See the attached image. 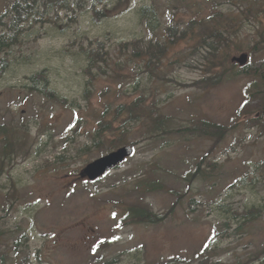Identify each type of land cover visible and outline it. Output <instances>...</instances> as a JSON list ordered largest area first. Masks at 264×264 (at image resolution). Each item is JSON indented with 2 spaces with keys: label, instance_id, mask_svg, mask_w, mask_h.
Here are the masks:
<instances>
[{
  "label": "rangeland",
  "instance_id": "1",
  "mask_svg": "<svg viewBox=\"0 0 264 264\" xmlns=\"http://www.w3.org/2000/svg\"><path fill=\"white\" fill-rule=\"evenodd\" d=\"M85 1V10L72 2L47 5L40 12L49 23L26 26L25 39L1 56L10 63L0 76V131L10 122L22 125L33 156L26 160V149L15 154L0 178V244H10L8 262H19L20 255L28 264H262L264 128H248L240 107L249 95L264 99V77L246 74L264 61V15L244 16L237 0H157L173 9L149 29L140 11L153 0ZM94 1L108 14L100 22ZM5 4L0 0V11ZM215 4H221L216 11L241 16L242 25L214 63L198 41L200 25L159 60L134 57L132 46L122 47L141 40L146 53L150 43L156 48L164 42L166 26L188 29ZM90 49L99 52L94 66L84 53ZM243 54L248 69L232 62ZM40 73L46 79L31 80ZM207 75L218 76V83L194 84ZM45 87L65 102L30 90ZM139 100L142 109L166 120L164 128L149 135L151 125L125 124L126 116L114 122L117 109ZM102 122L107 127L99 134ZM217 126L225 128L222 142L194 131L216 132ZM40 131H46L40 137L46 144L36 138ZM124 131L137 144L128 162L96 184H72ZM69 150L74 153H64ZM147 185L155 189L146 192ZM123 200L158 218L129 219L123 227ZM245 210L256 217L248 221Z\"/></svg>",
  "mask_w": 264,
  "mask_h": 264
},
{
  "label": "trees",
  "instance_id": "2",
  "mask_svg": "<svg viewBox=\"0 0 264 264\" xmlns=\"http://www.w3.org/2000/svg\"><path fill=\"white\" fill-rule=\"evenodd\" d=\"M98 2H101V0H96ZM94 1L92 10L95 14V20L97 22H100L102 20V15H108L107 11L105 13V9L99 10L97 8V3ZM208 2H211L212 0H207ZM70 2L73 4H77L76 7L80 9H86V1L85 0H6L5 8L4 10L0 11V27L3 29L0 30V76L3 75L5 69L10 63V59L6 56L1 57L6 51L5 48L17 45L24 39L22 37L25 36L24 28L26 26H31L34 28H37V26H40V24L45 25L48 22L42 14L41 9L46 11L47 5H57L60 8L64 7H71ZM240 6L239 9L242 12V14L246 17H251L253 20L258 19V15L263 14L264 15V0H237V2ZM244 3L246 5L244 7H241ZM170 5V4H168ZM221 4H215L214 9L212 12L202 18L200 21L195 22L191 21L192 26L188 29H183V25H174V26H167L165 27V36H164V42L161 40H158V46L156 48H153L152 44L150 43L147 46L146 53L141 51V40H134L130 44L123 43L122 47L126 48L132 46L134 50V55H149L152 60H159V58L165 56V54L168 51L169 46L175 45L179 40H182L184 37H186L188 34L195 35L197 31L195 30V25H200L201 29L198 34V41L201 45V48H204L207 51V60L212 63H214V59L216 57V54L225 47L229 46L231 37L235 35L242 25L241 16H235V13H224L223 10L216 11L218 7H220ZM260 8V12H256L257 8ZM173 7L168 6L166 9L158 3L157 0H153L152 4L150 6H144L141 8V17L143 20L147 21L149 29L158 28L161 24V17L163 15V12L165 10L171 11ZM42 16L41 19L38 17ZM34 18V19H33ZM39 19V20H38ZM4 20V21H3ZM29 20V21H28ZM35 21V22H34ZM9 25V29H7V26ZM6 28V29H5ZM28 37V36H26ZM263 39H261L260 44L264 43V35H261ZM162 42V43H160ZM218 51V52H217ZM84 53L88 57L89 64L91 63L92 66L96 64L98 61L96 59L97 55H99V52L96 49H90V50H84ZM217 65L213 64V67H216ZM248 69V68H246ZM245 69V71H246ZM208 72V71H207ZM45 73V72H43ZM40 73L37 75H34L31 80L37 81L38 79H46L44 74ZM257 75V76H263L264 77V61L259 62L256 67H254L251 71L246 72V74ZM209 81H212L213 84H217L219 81L218 76H209L207 75L203 80L199 81L197 85L201 88H207L209 86ZM32 92H37L43 96H46L48 98L54 97V99H57L61 102H64V99H58L57 96L47 89L46 87L43 89H30ZM264 93V91H263ZM144 100H139L136 102H133L131 105L127 106H121L116 111V115L114 116V122L120 118H123V116H126V118H123V122L129 123L132 121H140L142 125H144L147 129H149L150 125L152 126V130L148 132L149 135H152L157 130H160V128L165 127V119H160L159 115L154 116L153 112L148 113L145 109H142L138 103L143 102ZM241 115L247 116L246 126L251 128L256 126L264 128V117H263V111H264V99H261L259 97H256L255 99L252 97H249L240 107ZM255 112L259 114V116L255 117ZM155 117V119H154ZM102 120L104 119V116H101ZM157 121V122H154ZM5 125V124H4ZM3 125V126H4ZM104 125L107 126L106 123L101 124L100 133L101 130L104 128ZM154 125V126H153ZM208 125V124H207ZM218 131L209 130L196 127L194 129L195 132H197L198 135L203 136L204 134L208 135L210 133H213L214 136L224 137L225 134L223 130L225 129L223 126H217L216 127ZM118 131V130H117ZM192 131V129H191ZM181 130H166L164 131V134H171V133H180ZM21 133V128L19 127V124H15L13 122H10L6 124L4 127H2L0 131V136L3 137V139H0V171H2L6 167L7 159H13L15 158L18 153V150H22V143L18 140V135ZM123 135H117L120 136L116 140L112 141V146L109 149V152L120 147L123 145H137L136 143L129 142L127 139L128 132L124 131L122 133ZM147 134V135H148ZM224 134V135H223ZM152 137V136H151ZM222 137V138H223ZM144 175V172H142L137 179L140 180V178ZM142 182V181H141ZM150 186L147 185V189L149 191H153V189L149 188ZM161 187L158 186L156 189H159ZM155 189V188H154ZM134 222L137 220L145 219V216L147 214L150 215V221L154 222L158 216L154 217V214L148 213L145 210H140L139 208L132 209ZM255 213V211L253 212ZM248 218V221L255 218L256 216L252 214H245ZM152 219V220H151ZM261 255H264V251ZM258 258V257H256ZM259 259V258H258ZM253 261V259L251 260ZM264 264V261H262ZM247 264V263H246Z\"/></svg>",
  "mask_w": 264,
  "mask_h": 264
},
{
  "label": "water",
  "instance_id": "3",
  "mask_svg": "<svg viewBox=\"0 0 264 264\" xmlns=\"http://www.w3.org/2000/svg\"><path fill=\"white\" fill-rule=\"evenodd\" d=\"M234 61L238 62L241 65H244L247 61V57L243 56L241 58L234 59ZM132 153V146L120 148L119 150L110 153L109 155L102 157L99 160L88 165L84 170V175H87L91 180H95L111 171L115 167L119 166L125 161L126 158L130 157Z\"/></svg>",
  "mask_w": 264,
  "mask_h": 264
},
{
  "label": "bare ground",
  "instance_id": "4",
  "mask_svg": "<svg viewBox=\"0 0 264 264\" xmlns=\"http://www.w3.org/2000/svg\"><path fill=\"white\" fill-rule=\"evenodd\" d=\"M76 5H77V4H76ZM48 10H49V9H48ZM33 19H34V18H33ZM38 20H39V19H38ZM28 21H29V20H28ZM27 28H28V27H27ZM29 28H30V27H29ZM29 28H28V29H29ZM31 28H32V27H31ZM31 28H30V29H31ZM37 28H38V27H37ZM42 29H43V28H42Z\"/></svg>",
  "mask_w": 264,
  "mask_h": 264
},
{
  "label": "flooded vegetation",
  "instance_id": "5",
  "mask_svg": "<svg viewBox=\"0 0 264 264\" xmlns=\"http://www.w3.org/2000/svg\"><path fill=\"white\" fill-rule=\"evenodd\" d=\"M83 180H87V178H82Z\"/></svg>",
  "mask_w": 264,
  "mask_h": 264
}]
</instances>
